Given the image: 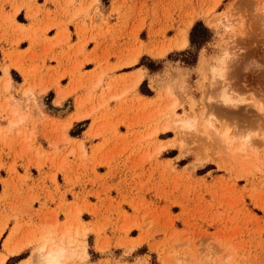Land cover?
Listing matches in <instances>:
<instances>
[{
  "label": "rangeland",
  "instance_id": "1",
  "mask_svg": "<svg viewBox=\"0 0 264 264\" xmlns=\"http://www.w3.org/2000/svg\"><path fill=\"white\" fill-rule=\"evenodd\" d=\"M66 4L63 15L69 17L67 23H76L74 31L80 39L94 40L98 48L108 35L113 40L122 38L120 45L132 56L129 63L147 52L136 66L158 71L166 64L168 81L159 90L157 107L139 124L143 128L134 131L132 122L128 124L141 137L133 139L129 145L133 148L121 163L129 176L106 187L107 192L116 191V197L103 198L95 193L99 202H90L87 195L81 199L72 186L68 190L75 199L69 201L54 173L47 175L56 185L54 192L49 191L42 206L35 209L40 194L33 192L34 187H22L31 177L30 166L42 171L50 163L56 172L66 173L74 162L69 158L74 155L72 147L63 154L70 139L66 129L74 119L93 114L104 103L59 127L62 150L51 141L53 155L43 151L47 155L41 156L36 126L29 132L26 113L10 104L15 100L10 67L25 76L19 91L27 101L33 98L37 103L34 87H26L31 69L22 66L14 47L20 38L37 44L45 38V28L39 18L25 27L15 23L10 12L4 18L0 13V44L9 45L0 50V74L4 72L0 77V181L5 185L0 196V251L1 236L8 222L14 220L0 264L26 246L30 248L6 264H15L28 255L22 261L41 264L35 257L37 247L61 241L67 243L61 264H264V0H67ZM19 11L18 6L14 15ZM36 15L29 10L30 17ZM18 20L27 21L23 14ZM64 22L58 20L55 25ZM66 33L68 37V29ZM226 51L225 70L214 75L213 58ZM98 59L92 58L101 66ZM178 67L191 72V90L184 104L180 97L184 82L176 73ZM12 74L21 81L14 69ZM105 75L103 71L99 74L96 87L102 88L107 82ZM112 83H108L109 89ZM172 84H177L178 96L174 109V97L169 94ZM141 88L148 91L145 82ZM128 90L114 92L108 99H119ZM58 92L60 103L65 93ZM222 92L234 101L223 103L219 98ZM164 98L167 102L162 107ZM109 112L115 111L107 106L99 119ZM182 117L193 126H175L174 120ZM166 123L170 127L164 130ZM84 127L76 126L70 133L78 136ZM116 129L110 127L109 131ZM225 131L228 135L223 139ZM164 132L168 133L161 137L167 140H159L157 136ZM78 144L82 152L79 165L87 168L95 157L86 155L83 141ZM165 149L169 150L160 156ZM118 154L121 159L123 153ZM104 157L107 159L103 161L117 162L120 168L115 156ZM19 166L25 167L24 173ZM112 170L113 166L110 173ZM26 192L29 195L24 197ZM47 201L55 206L50 207Z\"/></svg>",
  "mask_w": 264,
  "mask_h": 264
},
{
  "label": "crops",
  "instance_id": "2",
  "mask_svg": "<svg viewBox=\"0 0 264 264\" xmlns=\"http://www.w3.org/2000/svg\"><path fill=\"white\" fill-rule=\"evenodd\" d=\"M66 1L0 0L2 18L5 17L6 13L10 12L15 23H22L25 27H28L32 21L39 18L41 19L42 27L45 28L43 32L45 38L40 39L37 44H32L30 39L20 38L16 47H14L19 51L22 66L26 69H31L32 76L26 87L29 85L34 87L37 103L34 102L33 98L27 101V97L22 91H19L20 87L25 84V76L13 66L10 67L11 94L15 98V100L10 101V104L20 106V109L26 113L25 124H28L29 132L34 125L36 126L35 134L38 142L36 146L41 145V148H38L41 156L44 155L43 157H46L47 155L43 151L48 153L49 156L53 155L54 146L51 145V141L57 145L58 149L62 150L64 144L60 142L61 137L59 135L61 130L59 127L72 121L75 115L88 113L100 102L104 103L102 108L93 114L74 119L73 124L66 129L65 134L70 139L67 141V150L63 149V154L71 147L70 152L74 154L69 156L74 162L67 168L66 173L62 171L56 172V169L50 163H47L42 171L32 165L30 166L31 177L26 181V184L22 186L18 180H14V183L17 182L24 190L27 189L26 187H34L33 192L40 194L41 199L34 202L33 206L35 209H39L42 206L41 204L46 199V194L49 191L54 192L56 185L47 177V175H53L54 173H56L61 192H65L69 201L75 199V194L68 190L72 186L74 192L80 193L79 197L81 199L87 195L90 202H99L95 193H100L99 195L103 198L108 195L116 197V191L107 192L106 187L117 184L124 176H129L128 168H123L121 163L125 156L130 153V149L133 148L129 146L133 139L141 137L136 134L137 132H133L128 127V124L132 122L134 131L143 128L139 124L144 123L145 117L149 116V113L157 107L155 102L159 97V90L164 89L165 83L168 81L166 64L158 71L151 70L146 65L136 66L141 56L147 52H143L137 61L129 63L128 61L131 60L132 56L123 49V45H120L123 42L122 38L113 40L108 35L107 38L101 40V45L98 48H96L94 40L80 39L74 31L77 26L76 23L74 21L67 23L66 21L69 17L63 15V8L67 7ZM18 6L20 11L14 15V10ZM29 10L37 15L34 18L30 17ZM19 14H23L27 21H19ZM58 20L65 22L56 26L55 23ZM67 29L69 30L68 37ZM12 38H16V34ZM113 43L116 45H113ZM8 46V43H2L0 44V50L1 47L8 48ZM93 57L99 58L101 66L98 65L97 61L92 60ZM13 69L16 74L22 77L21 81L14 78ZM176 69L179 79L184 82V87L180 90L181 101L184 104L187 102L189 91L191 90L189 84L190 76H188L191 72H186L189 70L184 67ZM96 71H98L97 74L94 73ZM102 71L103 75L107 74L104 77V81L107 82L102 84V88H99L96 86L98 84V76ZM141 74V79L137 85L128 90L132 82ZM2 76H4L3 71L0 74V77ZM109 82L115 83H112L113 87L110 89L108 88ZM144 82L147 84L148 91H144L141 88ZM59 90H63L65 93V97L60 103L57 102L61 92H58ZM124 90L128 91L119 99H108L112 93L122 94ZM25 92H29V89ZM15 101H19V103L17 104ZM166 102V98L161 101L162 107H165ZM107 106L110 111L114 110L115 112H109L103 119H99ZM6 124L3 123L2 125ZM80 125L85 126L82 133L78 136L72 135L70 131ZM110 127L117 128L116 132L109 131ZM168 132L159 134L157 136L158 139L167 140L166 137L163 138L161 136L166 135ZM78 141H83L86 155L93 154L95 157V161L91 159L87 168L79 165V152L80 155H82V152L80 151L81 149L79 150ZM168 150L165 149L159 155L162 156ZM118 153H123L121 159ZM106 155L115 156L116 161L120 160V168L117 166V162L110 164L103 161V159H107L104 157ZM3 159L8 162L12 161V159H7L6 156H3ZM19 164L21 165L22 162L19 161ZM111 166H113V170L110 173ZM128 167H130V164H128ZM18 170L20 173H24L25 167L19 166ZM4 171V169L1 170L3 178L6 177L3 174ZM65 175L71 181H68ZM4 190L5 185L0 181V196L4 194ZM28 195L29 192H26L24 197ZM55 196L58 197L57 194ZM47 205L50 207L55 206L51 201H47ZM13 223L14 220L8 222L1 236L3 248L0 253H6L4 242L10 235ZM29 248L26 246L22 251ZM21 252L8 255L7 260L19 255ZM28 257L29 255L23 257L16 261L15 264H19L20 261Z\"/></svg>",
  "mask_w": 264,
  "mask_h": 264
},
{
  "label": "bare ground",
  "instance_id": "3",
  "mask_svg": "<svg viewBox=\"0 0 264 264\" xmlns=\"http://www.w3.org/2000/svg\"><path fill=\"white\" fill-rule=\"evenodd\" d=\"M220 23H223L222 19L217 20ZM229 51H226L223 55H218L213 58L212 63V72L214 75H221L222 72H224L226 67V62L228 59H226V56H228ZM7 70V68H5ZM175 88H177V84H172L169 87V94L172 95L173 98V104L171 105V108L174 109L178 103V96L177 92L175 91ZM221 101L223 103H230L234 100L230 98L229 94L226 92H222L219 96ZM175 126L181 127L183 129L192 127V123L188 121V119L182 117L174 120ZM170 127V123H166L164 125L163 129H167ZM169 129V128H168ZM228 133L225 131L223 134H221V137L224 139L227 137ZM64 236H62V239ZM69 243V242H68ZM67 243L61 242H53V243H47L44 242L40 244L37 247L35 257L39 260L41 264H61L62 259L66 256V245ZM20 264H30L29 260L22 261Z\"/></svg>",
  "mask_w": 264,
  "mask_h": 264
},
{
  "label": "trees",
  "instance_id": "4",
  "mask_svg": "<svg viewBox=\"0 0 264 264\" xmlns=\"http://www.w3.org/2000/svg\"><path fill=\"white\" fill-rule=\"evenodd\" d=\"M196 26H197V25H196ZM196 26H194V30H195ZM194 30H193V31H194ZM193 31H192V34H193ZM72 133H73V131H72Z\"/></svg>",
  "mask_w": 264,
  "mask_h": 264
},
{
  "label": "snow or ice",
  "instance_id": "5",
  "mask_svg": "<svg viewBox=\"0 0 264 264\" xmlns=\"http://www.w3.org/2000/svg\"><path fill=\"white\" fill-rule=\"evenodd\" d=\"M261 111H264V108H262Z\"/></svg>",
  "mask_w": 264,
  "mask_h": 264
}]
</instances>
